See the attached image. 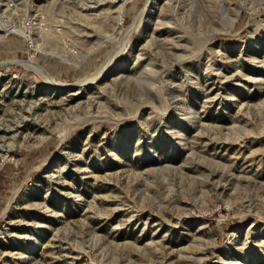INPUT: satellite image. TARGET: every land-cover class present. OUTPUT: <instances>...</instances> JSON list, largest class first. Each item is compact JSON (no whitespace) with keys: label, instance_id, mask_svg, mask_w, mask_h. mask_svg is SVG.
<instances>
[{"label":"rangeland","instance_id":"rangeland-1","mask_svg":"<svg viewBox=\"0 0 264 264\" xmlns=\"http://www.w3.org/2000/svg\"><path fill=\"white\" fill-rule=\"evenodd\" d=\"M147 1L0 0V264H264V0Z\"/></svg>","mask_w":264,"mask_h":264},{"label":"bare ground","instance_id":"bare-ground-1","mask_svg":"<svg viewBox=\"0 0 264 264\" xmlns=\"http://www.w3.org/2000/svg\"><path fill=\"white\" fill-rule=\"evenodd\" d=\"M152 6L151 1H147L145 4V8L148 7L149 12L147 13V17L145 18V24L149 23V17H150V13L152 11V7L149 8V6ZM114 60V57H111L108 59V61L106 62V64L99 69L95 74H93L91 77L86 78V79H81L80 81H78L76 84H79L78 86H90L94 83V81L99 80L100 77H103L102 75H104L105 71L107 70L108 66L111 64V62ZM22 66H24L27 69L32 70L35 74H37L39 77H41L46 83L45 85L47 86L45 89H52L53 91H57L59 89H63V88H68V87H75L76 84L74 85H66V84H61V83H57L54 80H52L51 78H49L46 74V72L42 69V67H40L35 61H26L21 63Z\"/></svg>","mask_w":264,"mask_h":264},{"label":"built area","instance_id":"built-area-1","mask_svg":"<svg viewBox=\"0 0 264 264\" xmlns=\"http://www.w3.org/2000/svg\"><path fill=\"white\" fill-rule=\"evenodd\" d=\"M13 5L12 1H8V6L11 7Z\"/></svg>","mask_w":264,"mask_h":264}]
</instances>
